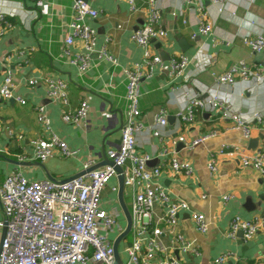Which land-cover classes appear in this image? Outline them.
<instances>
[{"label":"crops","instance_id":"1","mask_svg":"<svg viewBox=\"0 0 264 264\" xmlns=\"http://www.w3.org/2000/svg\"><path fill=\"white\" fill-rule=\"evenodd\" d=\"M37 1L47 5L46 14L39 13ZM74 1L0 0V12L6 14L11 24L0 40V84L6 72L10 71L14 82L12 95L26 101L22 105L13 99H0V125L22 136L19 140L9 137L6 131H0V184L15 170L28 180L50 177L61 181L68 179L82 172L83 164L89 159L95 161L91 167H102L105 151L119 143L126 111L124 70L142 58L141 48L133 43L130 36L133 30L142 25L145 6L140 0L137 11L130 12L125 0H81L99 11L97 18L86 21L96 30L95 48L99 49L105 38L109 37L107 48L117 59V65L93 53L89 69L79 73L63 56V39L70 30ZM191 1L157 0L161 10L160 22L166 36L153 40L151 49L161 57L162 66L157 65L152 76L140 84L142 123L152 125L160 108L167 110V123L161 136L141 141L138 149L150 155L148 169L160 168L157 183L169 197L188 205L186 210L179 212L175 227H164L162 241L169 245L170 234L179 232L197 250L198 256L173 250L171 256L179 258L182 264H262L264 231L248 242L243 241L240 233L234 239L226 237L232 218L251 220L264 215L261 176L252 168L242 167L236 155L230 152L220 155L218 151L221 145H226L227 151L238 148L255 154L264 146V128L253 123L250 138L246 139L242 130L236 128L230 119L199 109L195 113V122L187 125L176 117L180 100L171 94V89L186 85L189 90L198 92L208 88L213 84L211 72L223 73L240 60L264 67V52L253 53L242 43L244 36L264 35V0H224L222 12L218 11V5L212 0ZM198 20L211 23V33L200 35ZM16 51H23L25 55L14 56ZM72 51H82L80 44L76 43ZM178 55H185L190 60L185 69L186 82L180 77L171 80L167 76L169 60ZM6 56H10L9 61L4 60ZM42 77L58 78L67 83L68 106L64 107L49 97L44 84H27L30 79L39 80ZM218 92L239 114L248 116L256 111L264 114V84L238 80L232 86L219 88ZM82 100L89 105L85 122L81 125L65 123L63 113L76 109ZM40 105L45 107L51 130L71 150L77 151L74 158L65 159L57 155L43 163L32 160L31 142L49 135L37 120L36 108ZM208 134L212 136L204 144L192 149L173 143L180 135L191 140ZM162 151L171 154L161 156ZM211 156L216 160L215 173L207 170ZM20 158L24 159L20 161ZM172 158L188 163L191 174L173 171L170 167ZM225 197L228 199L225 200ZM121 200L130 213V188L123 187ZM102 207L117 210V221L124 231L127 220L119 201L117 177L112 178L104 189ZM165 209L164 205H155L159 214ZM193 213L204 215L208 224L205 233L197 231ZM3 234L4 231L0 230V243ZM119 235H109L113 244ZM132 239L130 229L117 244L123 264L127 263L126 249ZM226 252H231L233 257L222 263L214 262ZM148 264L160 262L155 258Z\"/></svg>","mask_w":264,"mask_h":264},{"label":"built area","instance_id":"2","mask_svg":"<svg viewBox=\"0 0 264 264\" xmlns=\"http://www.w3.org/2000/svg\"><path fill=\"white\" fill-rule=\"evenodd\" d=\"M140 0H125L130 12L138 9ZM145 6V18L141 26L131 33V40L142 50L141 61L132 63L125 68L126 111L120 129L119 143L114 148L105 151V158L111 164L104 165L86 172L95 164L89 159L83 164V174L67 181L28 180L19 171H12L0 184V230L4 231L0 243V264H116L113 243L110 234H121L123 229L117 221L118 212L115 208L106 210L102 207V194L112 178L122 175L123 187L132 190L131 201V231L132 242L126 249L127 263L148 264L158 258L160 264H182L179 258L171 256L176 250L181 253H193L198 256L196 249L186 241L179 232L170 234V244L162 241L165 228L177 225L179 212L188 208L183 201L173 200L157 183L161 174L160 168H147L151 160L150 155L141 153L138 149L141 141L150 137H159L167 123V110L160 108L152 125H144L140 120L139 99L140 84L152 76L154 68L162 66V59L151 49V42L163 39L166 36L161 26V10L157 0H142ZM222 12L224 0H212ZM191 3V0H186ZM36 6L40 14L47 13V5L37 1ZM70 30L63 39V56L74 65L79 73L86 72L90 67V58L93 53L101 59L117 65V59L108 51L106 37L104 44L96 49V30L86 21L95 19L99 11L88 3L75 0L73 4ZM206 16V14H203ZM200 35L211 33L213 27L209 22L198 20ZM11 24L6 14L0 12V40ZM120 28V26H117ZM79 43L82 51L73 52L72 48ZM242 43L253 53L264 52V35H247L242 37ZM14 56H24L23 51H16ZM4 60H10L6 56ZM185 55L174 56L169 60L167 76L171 79L182 78L186 82L185 69L189 64ZM213 84L198 92L189 90L186 85L175 86L171 94L180 100L176 117L181 122L191 125L195 122V113L199 109L208 113H218L224 119H230L234 126L242 130L243 136L250 138L251 125L259 124L264 128V114L254 112L251 115L239 114L234 107L219 95L218 90L224 86H232L238 80L264 84V67L253 66L240 60L232 64L223 73H210ZM42 83L47 88L48 96L68 106V85L62 79L42 77L30 79L29 86ZM13 76L10 71L0 84V99H13L24 105L25 99L13 96ZM198 87V86H197ZM182 89V93L179 90ZM37 120L42 129L49 135L47 138L35 139L31 142L33 152L32 160L40 163L59 155L62 158H74L77 151L71 150L52 130L48 122L45 107L36 108ZM89 105L82 100L78 107L72 111H65L62 120L71 125H81L87 119ZM1 124V121H0ZM6 131L9 137L21 140V135L14 134L7 126L0 125V131ZM212 134L203 135L188 140L184 135L178 136L173 143L182 144L192 149L204 144ZM228 146L221 145L218 154L227 152L236 155L240 164L245 168H252L259 172L264 192V146L255 154L246 153L242 149L234 148L229 151ZM171 154L160 152L161 156ZM24 158H20L21 161ZM116 167L121 172L116 171ZM170 167L175 172L190 175L192 169L186 162L171 159ZM210 173L217 171L215 157L211 156L207 164ZM205 198V197H203ZM225 200L228 197L224 198ZM165 206V211L158 213L155 205ZM196 229L205 233L208 229L205 217L202 214H192ZM264 231V215L244 220L234 217L230 220L226 237L234 239L239 232L244 242L253 239L258 233ZM233 257L226 252L215 259V263H222ZM264 264V258L262 259Z\"/></svg>","mask_w":264,"mask_h":264},{"label":"water","instance_id":"3","mask_svg":"<svg viewBox=\"0 0 264 264\" xmlns=\"http://www.w3.org/2000/svg\"><path fill=\"white\" fill-rule=\"evenodd\" d=\"M108 164H111V162H110L108 159L105 158V161H104V163H102V165L104 166V165H108ZM102 165H101V166H102ZM96 168H97V167H91V168L88 169L86 172H89V171L94 170V169H96ZM116 171H117L118 173H120V172H121V169L118 168V167H116ZM83 173H84V172H80V173H78L77 175H75V176H73V177H70V178H68V179L62 180V181H67V180H69V179H71V178H74V177H77V176H79V175H81V174H83ZM117 179H118V182H119V201H120V205H121V207L123 208V211H124V213H125L126 220H127V225H126L125 230L119 235V238H118V239L115 241V243L113 244V249H114V257H115V262H116V264H123L122 261H121V259H120V257H119V255H118V252H117V244H118L119 240H120L122 237L126 236V235L128 234V232L130 231V229H131V215H130V213L125 209V207L123 206L122 200H121L122 193H123V177H122V175H119V176L117 177ZM50 180H55V179H53V178L50 177ZM239 233L242 235L241 232H239Z\"/></svg>","mask_w":264,"mask_h":264}]
</instances>
